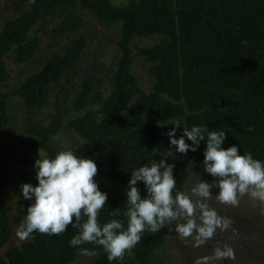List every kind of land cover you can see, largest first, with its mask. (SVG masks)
<instances>
[{
  "label": "trees",
  "instance_id": "1",
  "mask_svg": "<svg viewBox=\"0 0 264 264\" xmlns=\"http://www.w3.org/2000/svg\"><path fill=\"white\" fill-rule=\"evenodd\" d=\"M29 1L27 9L1 25L0 85L10 78L6 55L24 63L41 47L40 20L54 21L51 34L55 37L69 36L84 26L77 11L86 10L100 24L117 25L114 47L118 54L107 93L94 90L91 76L72 87L61 86L54 95L55 118L46 124L36 123L32 114L47 103L52 86L81 59L85 36L71 37L63 51L51 52L12 92L22 100L28 116L26 132L31 138L20 161L19 188L22 183H37L33 165L38 149L49 157L58 152L51 139L62 129L65 104L74 113L65 126L105 160L95 178L99 189L108 195L98 215L101 225L125 219L122 213L127 208L130 174L153 159H163L160 142L163 137L169 139L166 133L174 121H180L181 129L206 126L210 131L226 132L222 147L236 145L241 155L250 153L264 162V0ZM138 39L153 41L134 46ZM136 55L148 80L145 86L133 70ZM100 68L101 63L93 66L96 71ZM7 97L0 91V130L10 121ZM181 129H176V137L182 134ZM204 147L201 141L197 150L188 151L186 156L195 162L199 179L211 182L203 169ZM172 164L177 181L174 191H185L186 160L177 159ZM9 168V154L0 148V264H70L84 249L95 253L92 264L162 261L156 252L174 223L156 233L145 231L132 250L134 255L126 253L123 260L109 261L102 247L95 244L70 246V239L78 232L71 226L59 235L33 232L29 239L9 244L12 226L2 196ZM138 187L144 195L143 185ZM29 203L20 189L15 211L22 219Z\"/></svg>",
  "mask_w": 264,
  "mask_h": 264
},
{
  "label": "clouds",
  "instance_id": "2",
  "mask_svg": "<svg viewBox=\"0 0 264 264\" xmlns=\"http://www.w3.org/2000/svg\"><path fill=\"white\" fill-rule=\"evenodd\" d=\"M173 123L166 135L176 152H195L200 142H205L202 163L211 182L197 179L190 189L174 191L175 165L166 159H153L130 174L125 192L127 208L122 213L125 219H112L101 225L98 215L108 195L98 187L96 163L77 155L76 150L58 151L49 157L38 149L33 165L37 183L20 185L23 199L30 203L15 229L16 237L25 241L33 232L59 235L71 226L78 232L70 239V246L95 244L102 247L109 261L123 260L126 253L134 255L132 250L145 231L156 233L174 223V231L180 238L194 237L199 246L210 240L217 229L226 230L231 222L208 205L213 188L218 190L215 199L221 204L238 205V194L264 202V162L250 153L241 155L236 145L222 147L226 132L210 131L206 126L181 129L179 120ZM177 128L182 130L179 137H176ZM138 184L143 185L144 195ZM83 252L95 254L87 249ZM234 259L235 252L227 244L215 247L213 255L206 258L220 262Z\"/></svg>",
  "mask_w": 264,
  "mask_h": 264
},
{
  "label": "rangeland",
  "instance_id": "3",
  "mask_svg": "<svg viewBox=\"0 0 264 264\" xmlns=\"http://www.w3.org/2000/svg\"><path fill=\"white\" fill-rule=\"evenodd\" d=\"M114 4H122L126 0H111ZM29 0H0V28L2 23L15 14L22 13L28 8ZM84 19V26L76 33L69 36L55 37L51 33L53 20H40L42 25L40 32L41 47L37 49L34 56L24 63L16 61L11 54L6 55L5 64L10 73L8 81L0 85V91L7 93V111L10 117L8 125L0 130V148H4L9 154L10 168L8 172L7 186L2 193L6 201V211L12 226V238L9 244H19L20 241L15 235V229L22 221L21 215L15 211L16 201L20 196L19 176L23 172L21 158L31 138L26 132L28 127V116L22 105V100L13 96L12 92L20 85L25 76L39 69L43 61L51 52L63 51L70 42L71 37L78 35L85 36L86 46L82 52V57L78 63L68 71V74L59 82L52 86L51 94L47 103L32 114L36 123L46 124L55 118L54 109L55 96L58 89L66 85L72 87L76 82L85 80L87 77L94 78V90L105 94L111 89L112 74L116 69L117 49L114 43L118 40V28L116 24L106 26L98 23L92 14L86 10L77 11ZM153 39H138L134 46L145 45ZM136 53V52H135ZM134 72L142 78V85L148 83L144 67L137 55L134 57ZM102 64V68L96 71L95 64ZM96 105L94 104L93 107ZM74 115L70 107L65 104L62 107L63 125L60 132L52 137V143L58 151L76 150L77 155L86 156L92 159L97 167L103 165L104 159L94 152L88 143L78 140L73 136L65 123ZM160 156L166 162L172 163L177 159H185L188 169V176L184 183L185 191L190 189L194 182L199 179V173L195 169V162L187 158L186 154L175 151V146L170 145L169 139L162 138L160 142ZM201 167V166H200ZM202 168V167H201ZM218 190L213 188V198L208 201V205L215 209L217 214L229 220V227L221 231L217 229L216 234L204 244L197 246L194 237L180 238L170 229L164 245L157 250L156 256L162 261L154 264H264V202L252 198L250 195L240 196L238 194V205H225L215 199ZM175 226V225H174ZM229 245L235 252L234 260L213 261L206 260L213 255L217 246ZM194 245V246H193ZM92 256L85 255L81 250L76 259L70 264H92ZM190 262V263H189Z\"/></svg>",
  "mask_w": 264,
  "mask_h": 264
}]
</instances>
